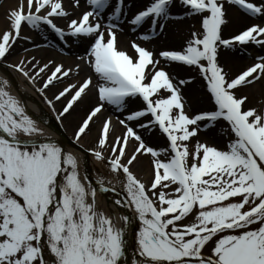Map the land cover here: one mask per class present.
Returning <instances> with one entry per match:
<instances>
[{
    "label": "snow or ice",
    "instance_id": "1",
    "mask_svg": "<svg viewBox=\"0 0 264 264\" xmlns=\"http://www.w3.org/2000/svg\"><path fill=\"white\" fill-rule=\"evenodd\" d=\"M174 2L149 0L130 19L126 0H15L5 10L0 62L18 41H33L25 26L45 39L46 32L54 34L65 47L68 37L85 46L77 59L92 74L77 83L63 81L81 71L80 63L73 69L24 55L4 66L32 83L61 122L90 92L95 95L72 139L84 149L83 137L102 116L86 151L116 179L82 176L83 155L41 127L43 118L29 114L10 80L0 76V264H122L133 217L105 211L96 199L98 190L115 193L118 187L124 196L114 206L130 209L138 220L130 264H264V91L254 105L241 92L264 80V55L238 74L219 60L221 49L252 45L264 52V0H178L185 17L201 18L200 30L181 49L157 56L132 40L133 56L119 47L122 22L134 32L149 22L141 39L150 41L165 28L161 21L173 18ZM230 8L257 22L245 21L225 37ZM161 60L196 69L210 107L193 110L183 89L195 77L177 78ZM136 97L144 106L129 110L127 99ZM106 106L126 115L114 121ZM220 121L226 124L218 133L223 146L201 138ZM154 130L166 146H152L142 134ZM142 157L149 158L148 179L135 170Z\"/></svg>",
    "mask_w": 264,
    "mask_h": 264
},
{
    "label": "bare ground",
    "instance_id": "2",
    "mask_svg": "<svg viewBox=\"0 0 264 264\" xmlns=\"http://www.w3.org/2000/svg\"><path fill=\"white\" fill-rule=\"evenodd\" d=\"M148 0H126L127 4L131 5V8L129 9L127 16L130 19V12L139 7L142 6L143 2H147ZM15 3V0H0V30H3L7 27V21L5 19V10L12 4ZM177 3V8L173 12L171 11L173 18L169 19L168 21H161L162 23H165V28L163 30L156 29V34L153 39L150 41H144L141 39V33L145 31V29L149 26V23L145 24L143 27L140 28L139 32L132 31L130 25L127 22H122L121 27L122 31H118V41H119V47L122 49H127L128 52L131 55H135L134 51L128 47V42L131 45V41L133 39H137L143 46L147 47L149 50L156 49V45L160 43V41L168 40L166 43H172L176 42L178 44L184 45L185 41L188 39L186 32V25L184 23L180 24L179 26L175 23L176 16L182 17L184 16V9L181 7V5ZM111 11V9H109ZM229 15L232 19V23L224 29V34H227L229 32H233L236 29H239L245 21L247 23H253L257 22L254 18L246 17L245 14L242 12L239 14H236L235 9H229ZM186 20V17L183 18ZM201 19L200 17L198 20ZM188 23L191 25L190 21L187 18ZM196 22L195 19H193L192 24ZM177 25V26H176ZM23 32L25 35H30L33 37L34 43L39 45L38 48L32 47V42L20 40L17 42V44L14 46L11 55L7 57L6 62H0V73L4 74L8 79H10L13 83V86L11 88V91L14 95H17L26 105L27 111L29 114H31L34 118H47L51 117L59 126L61 129H63L65 135L70 139L73 137V133H71L69 126L71 125V128H73L75 125H77V120L81 119V113H78L77 106H82L83 111L86 107H88L89 104H91L93 101H96L95 95L90 92L88 96L85 97L84 100H82L79 104L75 106V108L69 113L66 114L63 117L62 122L58 121L56 119V113L52 111L46 104H44V107H41L39 105V101H43V95L37 90L36 87L32 85L26 78H24L19 72L15 71L11 67H5V63L7 62H13L16 61L20 56L29 55V56H35L37 60H40L41 62H46L48 59H54L56 62H63L66 67H72L75 68V64L80 63L81 64V71L79 73L73 71V73L70 75V77L67 80H64L63 83H77L82 80V78L86 74H92L91 68L84 64L81 60H78L77 57H81L85 54V46L79 42L73 43L72 38L68 37L69 45L65 47L63 43L56 37L54 34L50 32H46L44 34V37H41L34 31H30L27 26L24 27ZM192 33V32H191ZM191 33H188V35L191 36ZM132 39V40H131ZM27 48L29 49L28 53H25L23 50ZM249 49H253L252 45L247 46L246 51H240V50H225L221 49L220 51V63L224 67L226 65H232L236 62L241 63L242 60H250V58L255 57V54L245 56L246 54H250L248 52ZM256 52H261L259 48H255ZM257 56V55H256ZM177 64V63H176ZM161 66L165 67L169 73L177 76V78L183 79L187 76L191 75L195 77V81L193 83L188 84L184 89V93L187 97V99L190 101L191 106L194 108L195 106L198 107H210V101L209 96L204 93L200 86V76L198 75L197 71L194 73L185 72L183 69L179 68L175 65V63L168 65L167 62L161 60ZM229 73H233L235 70H231V68L228 69ZM94 82H95V76H94ZM261 82V81H260ZM256 83L250 87V91L254 96H256L258 101L261 99V92L264 90L260 89L261 84ZM264 82V80H262ZM60 85H57L54 88H50L47 92V95L49 98L52 96L53 92L56 90V88H59ZM242 91V89H241ZM248 91V90H247ZM193 96L196 100V104H193V102L190 100V97ZM63 101L56 103V109L59 111L62 107ZM142 104V101L139 97L136 98H129L127 99V107L128 109H133L137 105ZM107 107V114H111L113 116V120L115 121L116 116H123L126 112L117 111L114 109V106H106ZM82 111V112H83ZM85 112V111H84ZM84 116V115H83ZM99 118L102 120V116H98L96 118V122L92 124V131L86 135L88 138L91 139V143H94V136L96 133L97 128V122L99 121ZM66 123H70L66 124ZM41 127H44L47 131L50 132V134L56 136L57 140L66 148L64 140L61 136V134L45 125L43 122H41ZM75 129V128H74ZM73 129V130H74ZM121 127L117 125V134L121 131ZM74 132V131H72ZM214 133V130L201 132V138L209 137ZM145 136V139L149 142H152V146L155 147H163L165 146L163 141L160 143L159 134L155 135L154 132L151 134L148 133H142ZM73 140V139H72ZM156 141V142H155ZM166 141V140H165ZM81 143L85 146L84 149H80L78 145H75L72 149L73 151H76L83 155L84 162L82 164V168L85 172H87L90 176L96 177L97 175L102 174L106 180L108 181H114L116 177L112 175L106 168H104L103 165L98 164L94 157L86 151L88 148V144L86 140L82 139ZM167 144V142H166ZM145 158V159H144ZM148 157H142L141 161L137 163L135 166V170L137 171L138 175L143 177L144 179H148ZM119 188V187H118ZM122 192L123 190L119 188ZM103 197H101L98 193L96 194V199L98 202V205L100 208L102 206L109 211L110 209L118 212H122L124 214H127L126 208H116L114 206V200L118 197L115 193L108 191V192H102ZM124 194V192H123ZM128 215V214H127ZM138 221V220H137ZM137 229V228H136ZM135 242V239H134ZM135 245V244H134ZM126 251L128 255L125 256V258L122 260V264H130V258L133 255V251L129 249L128 245L126 248Z\"/></svg>",
    "mask_w": 264,
    "mask_h": 264
},
{
    "label": "rangeland",
    "instance_id": "3",
    "mask_svg": "<svg viewBox=\"0 0 264 264\" xmlns=\"http://www.w3.org/2000/svg\"><path fill=\"white\" fill-rule=\"evenodd\" d=\"M135 1H137V0H135ZM149 2V0L147 1V2H143L142 4H143V6H139V7H137V8H135V9H133L131 12H130V16L132 17V15L136 12V11H138L140 8H143V7H145L146 5H147V3ZM176 2H177V0H176ZM175 9H176V4H175V2L171 5V11H175ZM185 16H183V17H177L176 16V19H175V23L179 26L180 24H182V23H184L185 25H186V34H187V36H188V38H190V35H188V33H191V32H193V31H199L200 30V19L198 20V18H199V16H192V17H186V20H184L183 18H184ZM187 18H188V20L190 21V23H191V25L188 23V21H187ZM193 19H195V21L196 22H194L193 24H192V21H193ZM147 23H149V22H145V24H147ZM176 25V26H177ZM241 28V27H240ZM239 28V29H240ZM236 30H238V29H236ZM236 30H234L233 32H229V33H227V34H224L225 35V37H227L230 33H234ZM155 36H157V34H155L151 39H153ZM132 40V39H131ZM133 40H136V42L137 43H140L137 39H133ZM168 40H163V41H160V43H158L157 45H156V49H155V53L157 54V56H158V53H159V51H161V50H163V49H174V50H178V49H181V47H182V45L181 44H178V43H176V42H172V43H169V44H167L166 42H167ZM130 42V41H129ZM128 42V47H130V49L132 50V51H134L132 48H131V45H130V43ZM141 44V43H140ZM253 48L254 49H249L248 50V52H251V54H249V55H253V54H255V56L256 55H264V52H262L261 50V52L259 53V52H256L255 51V48L257 49L258 47H255V46H253ZM135 53V52H134ZM136 55V54H135ZM134 55V56H135ZM245 56H248V54H246ZM254 62V60H253V57L252 58H250V60H248V59H246V60H242L241 61V63H239V62H236V63H234V64H232V65H226L225 66V70L226 71H229L228 69L229 68H231V70H235V71H233V73H231V74H237V73H239V71H241V70H243L246 66H249L251 63H253ZM175 65L176 66H178L179 68H181V69H183L185 72H190V73H194V72H196V69H194V68H192V67H188V66H183V65H181V64H176L175 63ZM200 86H201V88H202V90L204 91V93L207 95V97L209 96V94L207 93V91H206V87H205V82H204V80H203V78H201L200 77ZM260 84H261V86H260V89H264V82H260ZM248 90V91H247ZM264 91V90H263ZM242 93H248L249 94V105H254V104H256L257 102H258V98L256 97V96H254L253 94H252V92L250 91V87H245V88H242V91H241ZM43 101H44V103L45 104H47V102H46V100H45V98L43 97ZM190 100L193 102V104H196V100H195V98L193 97V96H191L190 97ZM94 103V101L91 103V104H93ZM47 106L50 108V109H52L48 104H47ZM144 105H141V104H139V105H137L136 107H135V109H138V108H141V107H143ZM77 108H78V113H81V116H80V118H82L83 117V115L85 114V110L83 111V108H82V106H77ZM87 108V107H86ZM85 108V109H86ZM193 108V107H192ZM58 109V108H57ZM56 109V110H57ZM201 109H206L205 107H198V106H195L194 108H193V110H201ZM129 110H134V108L133 109H129ZM53 111V110H52ZM83 111V112H82ZM54 112V111H53ZM126 115V113L123 115V116H121V115H119L120 116V118L121 119H123L124 118V116ZM115 119V118H114ZM80 121V119L79 120H77V122H79ZM100 123H101V118H99V121L97 122V127L100 125ZM66 124H69L70 125V123H66ZM221 126H226V124H225V122L224 121H220L219 122V124L216 126V128L215 129H213L214 130V133L211 135V136H209V137H207L208 138V141H209V143H213V144H215V145H217V146H223V143H224V141H223V139H221L220 137H219V135H218V133H219V130H220V128H221ZM76 127V125L73 127V128H71V125L69 126V129H70V131H71V133H73L72 131H74L73 129ZM154 132V134L155 135H157V134H159V139H160V143L163 141V143H164V145L166 146L167 144H166V141H165V138H164V136L158 131V130H154L153 131ZM86 140V142H87V146L88 147H91V146H93V144L94 143H91V139L90 138H88L86 135L83 137V140ZM149 142V141H148ZM156 142V141H155ZM151 145H152V142H149ZM145 159V158H144ZM148 163H149V158H148ZM102 208L105 210V211H107L103 206H102ZM193 219V217L192 216H189L188 218H187V220H185L184 222L185 223H187V222H189V221H191Z\"/></svg>",
    "mask_w": 264,
    "mask_h": 264
},
{
    "label": "water",
    "instance_id": "4",
    "mask_svg": "<svg viewBox=\"0 0 264 264\" xmlns=\"http://www.w3.org/2000/svg\"><path fill=\"white\" fill-rule=\"evenodd\" d=\"M0 76H4L5 78H7L4 74H2V73H0ZM8 79V78H7ZM10 80V79H9ZM10 82H11V87L13 86V84H12V81L10 80ZM40 118H42V117H40ZM43 123L44 124H46L47 126H49V127H51V128H53V129H55V130H57V131H59L62 135H63V137L65 138V140H66V143H67V147H68V149L69 150H71V151H73V145H74V143L73 142H71L66 136H65V134H64V132L62 131V129L58 126V124H56L54 121H52L51 119H47V118H43ZM81 174H85V172L82 170V167H81ZM90 177V176H89ZM90 178H92V177H90ZM94 179V178H93ZM107 181V180H106ZM100 193H102L100 190H98ZM116 194H117V196L120 198V199H123V196H124V194H123V192L119 189V188H117V192H115ZM103 194V193H102ZM127 211H128V214H129V216L130 217H133L132 218V222H131V224H130V227H129V233H128V235H127V237H126V241H127V245H128V247L132 250V251H134V248H135V245H134V233H135V230H136V219H135V217L133 216V214H132V212H131V210L130 209H127Z\"/></svg>",
    "mask_w": 264,
    "mask_h": 264
}]
</instances>
